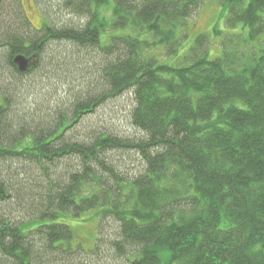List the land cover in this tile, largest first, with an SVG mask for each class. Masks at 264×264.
Instances as JSON below:
<instances>
[{
    "label": "trees",
    "instance_id": "obj_1",
    "mask_svg": "<svg viewBox=\"0 0 264 264\" xmlns=\"http://www.w3.org/2000/svg\"><path fill=\"white\" fill-rule=\"evenodd\" d=\"M204 1L0 0V264H264V0H219L213 57ZM122 96L138 135L81 127Z\"/></svg>",
    "mask_w": 264,
    "mask_h": 264
},
{
    "label": "rangeland",
    "instance_id": "obj_2",
    "mask_svg": "<svg viewBox=\"0 0 264 264\" xmlns=\"http://www.w3.org/2000/svg\"><path fill=\"white\" fill-rule=\"evenodd\" d=\"M23 4L28 8V15L34 28L40 27V24L45 21L44 15L49 17L50 20L54 22L56 27L57 25L60 26L64 24H81L83 20L79 16L77 17L72 14L65 15L55 5L54 0H23ZM107 14L109 17V10ZM224 15V9L222 8L219 0H205L193 14V16L187 20L188 29L186 30L188 31L190 37H186L184 41H182V46H190L193 43L194 37L196 35L206 32L209 35V40L211 41V45L209 46V51L212 53L211 57H213L214 54L216 55L218 52L217 43L219 42V36L213 32L212 28L216 25L219 30H225ZM44 83H46L45 85H49L47 82ZM52 85L54 86L56 83H53ZM34 86L37 88L35 91L39 93L41 84L39 87L36 84ZM44 91L46 96L47 91L45 89ZM38 95H36L38 99L35 100L39 102L43 97L42 92L39 96ZM119 99L120 100L116 102H111V100L108 99L106 103L103 104L100 109H98L99 111L97 113L99 116L93 115L87 117L86 122L82 123L81 127L87 123L88 127L93 125L97 130H99L101 127H105L106 130H109L113 133L119 132V134H131L135 136L137 134L135 132L137 129L135 131L133 130L134 128L131 129V118L129 115L131 107L133 106V101L127 96H122ZM133 156L136 157L135 154H133ZM136 161L137 162H131L127 160L126 167L131 168V170L129 169L128 173L129 177L138 174V171L142 168L140 165L141 161L138 158ZM87 217L88 215H81L80 220H77V222L73 220L70 222V227H72L73 230V237H75V239L78 241L80 240L82 247L85 249H88L91 246L93 240L96 237L95 233L97 229V221H95L93 218L86 219ZM104 225L106 226V228L103 230L105 233V238L112 237L111 234H113L115 227H110V223L108 225L104 223Z\"/></svg>",
    "mask_w": 264,
    "mask_h": 264
},
{
    "label": "water",
    "instance_id": "obj_3",
    "mask_svg": "<svg viewBox=\"0 0 264 264\" xmlns=\"http://www.w3.org/2000/svg\"><path fill=\"white\" fill-rule=\"evenodd\" d=\"M13 61L20 71H25L28 67V58L24 57L23 55H16Z\"/></svg>",
    "mask_w": 264,
    "mask_h": 264
}]
</instances>
